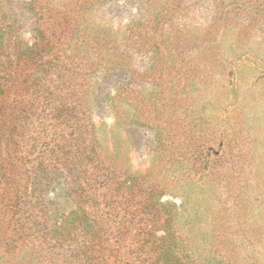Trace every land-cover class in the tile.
Masks as SVG:
<instances>
[{"label": "rangeland", "instance_id": "1", "mask_svg": "<svg viewBox=\"0 0 264 264\" xmlns=\"http://www.w3.org/2000/svg\"><path fill=\"white\" fill-rule=\"evenodd\" d=\"M0 264H264V0H0Z\"/></svg>", "mask_w": 264, "mask_h": 264}, {"label": "trees", "instance_id": "2", "mask_svg": "<svg viewBox=\"0 0 264 264\" xmlns=\"http://www.w3.org/2000/svg\"><path fill=\"white\" fill-rule=\"evenodd\" d=\"M38 196H42L45 193V189L43 187L38 188ZM35 201H37V203H41V200L36 199ZM145 210L148 211L150 206H145ZM43 209V208H40ZM74 253L77 252V254H79V256L84 257L85 259L89 258V254H88V244L87 243H80L78 242V244L76 245V249H74V247H72ZM158 260V259H157Z\"/></svg>", "mask_w": 264, "mask_h": 264}]
</instances>
